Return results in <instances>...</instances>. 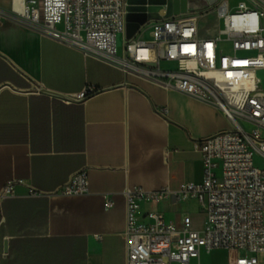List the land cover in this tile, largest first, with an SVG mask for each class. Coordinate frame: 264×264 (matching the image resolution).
Returning <instances> with one entry per match:
<instances>
[{"label":"crops","instance_id":"0c3cea01","mask_svg":"<svg viewBox=\"0 0 264 264\" xmlns=\"http://www.w3.org/2000/svg\"><path fill=\"white\" fill-rule=\"evenodd\" d=\"M12 2L0 0V7L10 9ZM145 3L127 0L128 26L148 23L146 11L139 10ZM129 15L145 18L128 21ZM206 20L214 23L209 33L202 27ZM220 27L216 15H207L199 20V35L215 38ZM141 37L151 39V30ZM124 82L134 87L113 88ZM90 86L97 91L83 102L66 103L39 91L71 98ZM230 128L211 104L0 22V194L16 183L0 207V264H128L123 191H177L184 183H201L197 143ZM81 171L88 174V194H54ZM190 204L196 205L168 199L142 208L176 223L189 215L193 228L202 231Z\"/></svg>","mask_w":264,"mask_h":264},{"label":"built area","instance_id":"2783aa9c","mask_svg":"<svg viewBox=\"0 0 264 264\" xmlns=\"http://www.w3.org/2000/svg\"><path fill=\"white\" fill-rule=\"evenodd\" d=\"M127 14V0H13L10 9L0 7V22L11 21L125 75L211 104L231 124L197 143L201 183H184L177 191H123L128 264H211L202 262V254L216 251L232 253L229 264H264L258 258L264 253V169L255 165L256 155L264 160V84L258 78L264 71V0H219L205 11L170 18L147 13L148 23L133 38ZM212 14L221 22L219 33L201 38L199 20ZM148 29L151 39L145 40L141 35ZM96 91L90 86L71 98L85 100ZM15 184L0 194V207ZM88 193V174L81 171L54 194ZM168 199L198 204L204 229L195 230L189 215L176 223L162 212H143V204Z\"/></svg>","mask_w":264,"mask_h":264},{"label":"water","instance_id":"95a60500","mask_svg":"<svg viewBox=\"0 0 264 264\" xmlns=\"http://www.w3.org/2000/svg\"><path fill=\"white\" fill-rule=\"evenodd\" d=\"M135 1H138V0H135ZM218 1L219 0H145L146 7H142L139 10L146 11V15L147 13H155V14H158L161 18H170L172 16L178 15L181 7L183 10L182 11L183 13H187L186 12L187 7L190 10L189 12H199V11H205L209 8L207 6V3H209L212 6L216 4ZM129 10L133 11L137 9H129ZM144 18L145 17L143 15H129L128 21L136 20L139 22H143ZM137 30H138V27L132 26L131 28H129V26L127 25L128 34H129V31H131L134 34ZM121 87H134V86L128 84L127 82H124L118 87H113V88H121ZM113 88H110V89H113ZM110 89H106V90H110ZM40 93L53 96L56 98L64 99V100H70L72 102H83L86 100L85 99V100L76 101L66 95L56 93L53 91H49L47 89H40Z\"/></svg>","mask_w":264,"mask_h":264},{"label":"rangeland","instance_id":"374dc122","mask_svg":"<svg viewBox=\"0 0 264 264\" xmlns=\"http://www.w3.org/2000/svg\"><path fill=\"white\" fill-rule=\"evenodd\" d=\"M37 1V0H36ZM39 1V0H38ZM214 26V23L212 20H206L203 21L202 23V27L203 30L206 33H209L212 28ZM132 26H129V28H131ZM129 37L131 38L133 33L131 31H129ZM123 35H119L118 36V48L119 51L121 52L122 48H123ZM258 78L260 80H262L263 84H264V71H260L258 73ZM255 165L258 168H262L264 169V160L259 156L256 155L255 156ZM189 206V210L191 211V213L194 214V220H195V224L197 226H203L204 224V216H203V210L199 205H195V204H190ZM232 255L226 253V252H213L210 254H206L205 252L202 254V262L203 263H211V264H227V261L231 258ZM259 262L260 263H264V253L259 254Z\"/></svg>","mask_w":264,"mask_h":264}]
</instances>
